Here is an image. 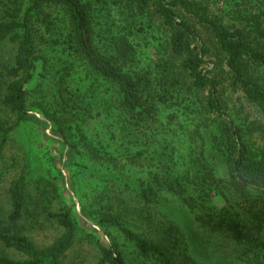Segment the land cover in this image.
Wrapping results in <instances>:
<instances>
[{
	"label": "trees",
	"instance_id": "16d2710c",
	"mask_svg": "<svg viewBox=\"0 0 264 264\" xmlns=\"http://www.w3.org/2000/svg\"><path fill=\"white\" fill-rule=\"evenodd\" d=\"M217 1L226 7L223 16L212 13L209 0H0V114L7 112L17 118L11 122L0 116V163L9 134L31 118L27 86L37 71L62 94L61 99L78 94L81 103L76 110L63 102L67 114L72 112L81 121L89 117L97 127L103 126L105 133L117 125L138 132L161 108L159 102L171 106L179 99L183 76L188 75L195 89L208 92L197 103L214 118L215 125L208 129L209 143L222 157L225 169L224 177L217 180L224 183L221 187L210 167L218 169V161L209 155L205 161L194 158L199 181L195 185L204 186L206 195H221L226 189L243 200L257 193L264 202V146L255 151L249 142L254 135L264 136V122H237L223 97L227 88H232L264 115V0ZM150 9L154 16L150 19L170 32L169 52L173 60H179L177 65L175 61L170 66L160 65L158 87L153 86L151 76L124 67L135 53L127 32L138 24V18L149 16ZM9 47L13 56L2 61V53ZM57 50L62 59L71 61L59 68V62L53 60L56 73L45 76L50 53ZM76 63L84 70L78 77V91H74L75 85L70 88L76 83L72 77ZM192 157L184 161L192 162ZM104 164L109 171L105 178L124 184L125 195L135 194L136 198L137 193L146 204L156 201L149 180L142 182V177L135 175L123 178L115 162ZM29 180L25 174L15 180L7 193V206L0 205V264H66L64 258L77 235L72 209L49 211L48 217L63 233L52 245L39 248L27 234V221L38 216L37 205L33 210L29 207L36 204L29 194ZM38 196H45L44 189ZM96 205L98 224L120 232L141 257L155 264H190L172 256L164 245L167 237L152 240L133 228L116 203L96 200ZM174 229L171 226L168 231L171 239ZM231 230L236 239H244L238 223H233ZM101 251L100 264H126L125 254L113 239L109 246L102 245Z\"/></svg>",
	"mask_w": 264,
	"mask_h": 264
},
{
	"label": "rangeland",
	"instance_id": "374dc122",
	"mask_svg": "<svg viewBox=\"0 0 264 264\" xmlns=\"http://www.w3.org/2000/svg\"><path fill=\"white\" fill-rule=\"evenodd\" d=\"M209 4L213 14H225L226 7L217 0H209ZM152 12L150 9L149 16L138 18V24L128 30V40L133 43L135 53L124 67L151 76L153 86L158 87L155 83L160 77V65L170 66L175 62L177 65L179 60H173L169 52L170 32L160 22L150 19L154 17ZM109 21L113 22V17ZM61 28L65 33L64 22ZM60 54L58 50L50 53L45 76L54 77L56 62L53 60L59 62L56 65L59 68L70 63V59H62ZM11 56L13 48H6L2 61ZM75 66L72 77L76 83L72 82L70 88L75 85L74 91H78V77L84 70L78 63ZM39 73L34 74L27 86L31 118L9 134L0 163L1 207L7 206V193L15 180L24 174L30 179L29 194L36 204L29 207L33 210L37 205L38 216L27 221V234L39 248L52 245L63 233L56 221L48 217L49 211L71 208L77 235L64 258L66 264H100L101 247L109 246L112 239L125 254L126 264H155L152 259L141 257L120 232L98 224L95 220L99 215L98 200L116 203L131 226L147 238L164 240L167 237L164 245L178 262L264 264V202L260 195L252 193L250 199L243 200L226 189L221 195L214 192L206 195L204 186L195 185L199 181L194 158L203 161L209 155L219 164L218 169L210 165L215 183L225 187L217 181L225 174L222 157L212 150L208 138V129L215 125L214 118L205 114L197 103L198 99L204 100L207 91L195 89L189 76L181 75L184 90H180L179 99L171 106L159 102L161 108L154 111L138 132L127 125H117L105 133V128L97 127L89 117L81 121L72 112L67 114L64 103L76 110L81 103L78 94L74 92L71 97L66 94L61 99L62 94ZM223 97L237 122L251 119L264 122V115L240 92L228 87ZM0 116L11 122L17 119L7 112ZM249 142L253 150L259 151L264 146V136L254 135ZM70 143L76 144L74 148ZM190 156H193L192 162H185ZM132 158L138 159L132 162ZM105 161L115 162L123 178L135 175L142 177V182L149 180L156 201L146 204L137 193L136 198L135 194L125 195L124 184L105 178L109 173ZM206 171L207 168L202 173ZM166 179L169 184L163 183ZM43 189L45 196H38ZM233 223L240 225L243 240L236 239L232 233ZM171 226L175 228L173 240L168 233Z\"/></svg>",
	"mask_w": 264,
	"mask_h": 264
}]
</instances>
